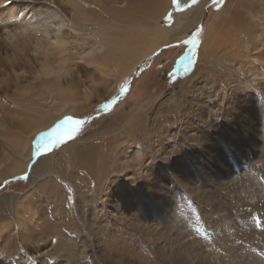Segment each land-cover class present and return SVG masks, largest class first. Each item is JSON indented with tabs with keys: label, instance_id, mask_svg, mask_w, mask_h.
Masks as SVG:
<instances>
[{
	"label": "rangeland",
	"instance_id": "374dc122",
	"mask_svg": "<svg viewBox=\"0 0 264 264\" xmlns=\"http://www.w3.org/2000/svg\"><path fill=\"white\" fill-rule=\"evenodd\" d=\"M244 1L209 0L203 20L159 42L118 84L114 67L101 72L79 58L88 27L51 32L49 40L63 50L51 64L68 71L62 84L80 98L82 90L90 95L30 137L26 160L8 137L26 136L24 120L39 118L22 105L53 97L43 98V84L34 79V55L15 52L17 41L5 37V9L20 2L32 20L50 27L73 15L66 0H0V174L13 159L25 167L0 178V264H264V66L252 57V45L244 46L246 24L257 27L264 10ZM72 2L91 11L104 4ZM245 51L254 67L239 54ZM60 124L65 130L45 151ZM74 142L118 146L126 159L114 164L110 150L103 175L92 177L88 161L72 168L74 154L63 157ZM41 157L50 158L49 173L38 186L30 172Z\"/></svg>",
	"mask_w": 264,
	"mask_h": 264
},
{
	"label": "bare ground",
	"instance_id": "6f19581e",
	"mask_svg": "<svg viewBox=\"0 0 264 264\" xmlns=\"http://www.w3.org/2000/svg\"><path fill=\"white\" fill-rule=\"evenodd\" d=\"M95 1H102L104 4L99 10L91 11L85 9L84 6L79 5V3L66 0L67 3H70L73 18L70 23L61 19L59 22L55 23L53 27H50L46 22L40 21L42 18L37 21L32 20L30 14H27L26 9L21 7L22 4L20 2H14L5 9L8 13L7 20H10L9 23L4 26L5 37L9 41L13 39L17 41V43L13 42L12 44L15 52L26 50L34 55L38 65L35 70L34 79L39 80L44 87V92L41 91L43 95H41L44 98V93H47L48 96L53 97L51 103L48 104L41 102L39 105H35V103L30 102L29 104L26 103L22 105L28 113L32 112L39 118L38 120L32 118V121L29 119L24 120V127L27 128L26 136L21 137L13 135L8 137L10 146L20 158L24 156V159H29L31 150L29 140L33 134L37 131L39 132V130H44L57 117L72 110L73 104L81 100L86 101L87 97L90 95L86 93V90H82L83 97L80 98L74 86L66 81H64V85L62 84L61 79L68 74V71L61 65L54 66L51 64V56L59 55L63 51L62 48H60L61 46L55 47V44L49 40V34L51 32L60 31L63 26H67L72 30H75L76 26L79 28L88 27L90 32H87V34L90 36V41L87 45L81 46L79 58L88 64H95V67H98L101 72H103V68L114 67L118 75L115 84H118L124 80L129 72H133V68L135 66L137 67L140 61L144 62L146 58L151 55L152 51L159 45V42L177 37L179 34L187 32L197 21L203 20L206 3L209 0ZM245 1V4H249L250 6H254L253 4L258 3L260 4L259 8L262 6L264 10V0ZM226 11L227 9L223 10L222 14L219 15L220 19L222 16L224 17L227 13ZM262 15L264 18V11ZM215 22L217 23V21ZM215 22L214 24H216ZM87 23L89 25H85ZM255 24L263 30L259 31L257 27L254 28L251 24H246L245 34L248 30V41L247 43L244 42V46L246 48L251 44L254 51L251 54L252 57L260 60L264 66V21L260 22L256 20ZM197 26L195 28H197ZM229 27L232 28L231 26ZM232 29L234 32L236 31L234 28ZM224 35V32L218 33L220 40L223 39ZM217 44L218 43H216V45ZM239 54L242 55V57H246L244 60L246 63L250 64V67H254V65L252 66L247 60L246 51L240 52ZM21 93L22 95H26L29 93V90H23ZM119 118L121 117L117 116L113 121ZM140 124L144 126V123ZM102 132L103 131L99 132V134L95 133L96 135H92L86 138V140L95 139L96 136H101ZM82 145L83 143L80 142H74L68 146L66 145L67 147L63 157L66 153L71 155L74 154L69 159L70 167L72 168H75V165L81 160L83 162L88 161L89 163L85 162L90 169L86 168V170H89L87 174L92 177L96 175L97 178H100L105 171L104 165L109 161L106 159V154L115 147L107 145V148H103L102 146L100 149L98 146L92 144V146L85 147H82ZM116 147L114 154L110 156H113L112 158L115 159L113 163L119 160L123 165L126 156L124 153L118 156L117 153H122L123 151H119L118 146ZM95 154L98 156L96 155V157ZM49 159V157L47 159L41 157L34 165V169H31L30 175L38 186L45 183L44 180L41 181V178L46 173H49V171L44 170V166L48 164ZM13 160H11L8 169L1 172L0 178H4L7 174H15L25 170L24 160ZM56 161L58 162V159ZM55 167L54 171L62 175H67L64 173V167H59L58 165H55ZM116 167H118V164ZM93 179H95V177ZM53 189L56 191L57 187L53 185ZM60 194L61 192L59 191V196ZM113 194L114 195L110 197L109 204L110 208L115 211V209L117 210L118 200L117 194L115 192H113ZM3 201V199L0 200V213L5 208L2 203ZM26 224V222L21 223L22 230H26ZM24 235H22V238Z\"/></svg>",
	"mask_w": 264,
	"mask_h": 264
},
{
	"label": "water",
	"instance_id": "95a60500",
	"mask_svg": "<svg viewBox=\"0 0 264 264\" xmlns=\"http://www.w3.org/2000/svg\"><path fill=\"white\" fill-rule=\"evenodd\" d=\"M200 27V24L197 26V28L196 29H198ZM191 35H193V33H191L189 36H191ZM175 44H177V43H175ZM85 119L86 118H77L76 119V121L77 122H82V121H85ZM61 125V124H60ZM60 125L58 126V127H56L55 129H53L50 133H49V136H50V138H49V140H48V142L47 143H50L49 145H48V147L45 149V151H48L50 148H51V146L53 145L52 143L55 141V140H57V138L59 137V133H60ZM69 126V125H68ZM26 175H22L21 177H25Z\"/></svg>",
	"mask_w": 264,
	"mask_h": 264
},
{
	"label": "snow or ice",
	"instance_id": "6c2138e0",
	"mask_svg": "<svg viewBox=\"0 0 264 264\" xmlns=\"http://www.w3.org/2000/svg\"><path fill=\"white\" fill-rule=\"evenodd\" d=\"M198 36H199V32H197V35H196V40L198 41ZM197 45V44H196ZM39 143V141L37 140V138H36V140H35V144H38ZM36 151H39V149H36ZM22 178H27V177H22Z\"/></svg>",
	"mask_w": 264,
	"mask_h": 264
},
{
	"label": "flooded vegetation",
	"instance_id": "af4514ba",
	"mask_svg": "<svg viewBox=\"0 0 264 264\" xmlns=\"http://www.w3.org/2000/svg\"><path fill=\"white\" fill-rule=\"evenodd\" d=\"M61 126H62V125H60V133H61L62 131H64L65 128H66V127H61ZM60 133H59V137H60V135H61ZM59 137H58L57 139H59Z\"/></svg>",
	"mask_w": 264,
	"mask_h": 264
}]
</instances>
